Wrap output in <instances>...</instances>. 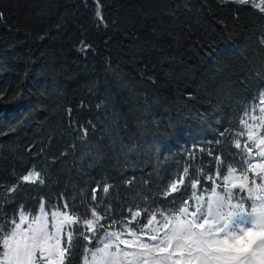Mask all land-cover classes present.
I'll use <instances>...</instances> for the list:
<instances>
[{"label":"trees","instance_id":"1","mask_svg":"<svg viewBox=\"0 0 264 264\" xmlns=\"http://www.w3.org/2000/svg\"><path fill=\"white\" fill-rule=\"evenodd\" d=\"M0 14V218L67 202L82 220L95 207L109 230L129 209L141 211L131 227L152 212L160 227L158 210L191 195L189 178L200 195L211 185L201 172L241 175L245 143L248 162H264V11L252 1L0 0ZM33 169L43 182H22ZM96 243L75 236L68 264Z\"/></svg>","mask_w":264,"mask_h":264},{"label":"snow or ice","instance_id":"2","mask_svg":"<svg viewBox=\"0 0 264 264\" xmlns=\"http://www.w3.org/2000/svg\"><path fill=\"white\" fill-rule=\"evenodd\" d=\"M236 2L246 4L249 0ZM258 99L264 104V92ZM261 120L264 122V117ZM240 123L246 127L247 139L251 141L252 125L247 119ZM255 146L260 149L257 155L264 157V137H260ZM234 148L242 149L240 140L235 141ZM252 151L247 143L243 145L246 166L241 167L239 176L235 175L234 167H225L223 176L219 167L214 175L201 172L204 179L211 181L210 191L201 189V194L197 195L200 177L189 178L191 195L174 209L158 210L162 218L160 227H150L157 220V212L147 213V210L143 227H131L141 211L129 209L130 219L122 221L119 230H109L116 222L101 223L105 217L95 207L89 210L90 218L83 220L68 210L67 202L55 210H46L42 203L35 215L21 207L12 218H0V264H68L75 236L82 238L86 245L97 240L95 246L85 247L82 264H264V162L257 165L248 162ZM215 161L218 166L222 164L219 156ZM248 171L259 176L260 183L253 179L249 186ZM187 172L185 169V175ZM20 180L43 182L35 169ZM183 184L184 176L177 177L163 195H172ZM17 187L19 185H14L6 191L15 192ZM236 189L239 191L235 192ZM108 190V187L103 188L105 193ZM92 199H96L95 191ZM98 231L99 237L96 236ZM125 234L131 239L122 238Z\"/></svg>","mask_w":264,"mask_h":264},{"label":"rangeland","instance_id":"3","mask_svg":"<svg viewBox=\"0 0 264 264\" xmlns=\"http://www.w3.org/2000/svg\"><path fill=\"white\" fill-rule=\"evenodd\" d=\"M249 1H252V3L256 5L258 8H261V9L264 8V0H249ZM49 219L51 220L50 216H49Z\"/></svg>","mask_w":264,"mask_h":264}]
</instances>
